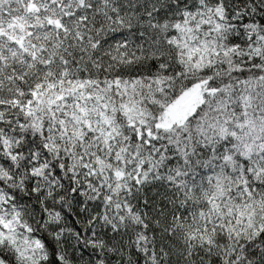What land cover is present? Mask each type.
Here are the masks:
<instances>
[{"label":"snow or ice","instance_id":"6c2138e0","mask_svg":"<svg viewBox=\"0 0 264 264\" xmlns=\"http://www.w3.org/2000/svg\"><path fill=\"white\" fill-rule=\"evenodd\" d=\"M0 264H264V0H0Z\"/></svg>","mask_w":264,"mask_h":264}]
</instances>
